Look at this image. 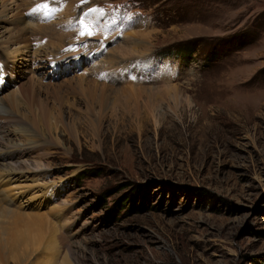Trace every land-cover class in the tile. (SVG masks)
Masks as SVG:
<instances>
[{
    "label": "rangeland",
    "instance_id": "374dc122",
    "mask_svg": "<svg viewBox=\"0 0 264 264\" xmlns=\"http://www.w3.org/2000/svg\"><path fill=\"white\" fill-rule=\"evenodd\" d=\"M0 4L22 18L0 16V42L27 33L0 43V99L40 83L2 103L0 206L22 218L0 226V264H264V0ZM78 80L164 98H119L98 129ZM43 107L48 128L28 119Z\"/></svg>",
    "mask_w": 264,
    "mask_h": 264
},
{
    "label": "bare ground",
    "instance_id": "6f19581e",
    "mask_svg": "<svg viewBox=\"0 0 264 264\" xmlns=\"http://www.w3.org/2000/svg\"><path fill=\"white\" fill-rule=\"evenodd\" d=\"M23 2V1H22ZM3 3V2H2ZM19 3V2H18ZM29 3V2H28ZM7 4H9V3H7ZM6 4V5H7ZM5 4H0V16H2V15H4V13H5V15H6V13H7V16H9V17H6V18H12V17H14L15 19H16V21L17 22H19V20H21L22 21V18L19 16L20 15V13L18 14V13H16V12H18L17 10H16V12H14V7L15 6H13V8H9V5L8 6H6ZM11 6V5H10ZM23 6V5H22ZM12 7V6H11ZM20 7V6H19ZM20 9V8H19ZM68 9V8H67ZM21 11V10H20ZM63 12V11H62ZM3 13V14H2ZM9 20V19H8ZM7 20V21H8ZM10 21V20H9ZM8 21V22H9ZM12 21V20H11ZM17 24V23H16ZM12 25H14V23L12 24ZM21 25V24H20ZM10 26V25H9ZM12 29H13V26H12ZM25 29V28H24ZM22 27H20L19 25H15V29L14 30H9V28H8V30H6L5 29V34H6V37H5V39H4V41H2V42H0L1 43V45H3L2 47L4 48V49H8L10 46H21L22 45V47H25V43H26V32H25V30H24ZM16 49V48H15ZM133 49V48H132ZM132 49H130V50H132ZM7 51V50H6ZM13 51V50H12ZM11 51V52H12ZM10 52V53H11ZM18 52V51H17ZM131 52V51H130ZM132 52H133V50H132ZM13 53V52H12ZM16 53V52H15ZM129 55H130V53H129V51L127 52ZM126 53V54H127ZM134 53V52H133ZM14 54V53H13ZM14 55H16V54H14ZM14 57V56H13ZM79 81V83L78 84H76V86H79L80 87V91L81 92H83L84 93V96H82L81 97V100H83V101H85V103H86V107H87V115H90V116H92V117H95L96 119L95 120H90V119H88V124L90 125V126H95V127H97L98 129H100L101 128V126H102V119L103 118H105V111H107V110H113L114 109V107L116 106V104H118V99L119 98H126V99H124V107H125V110L129 107V105H128V102H131V103H133L134 104V107H133V109H134V111L137 113V111L139 110L138 108H139V104L138 103H140L141 105H146V107H148V108H150V106H151V103L154 105H156L159 101H161L164 97H161L160 99H151V94H153V93H151V91H143V92H139V90H137V92H135V93H131L130 92V89H128V92H127V90L126 91H124V90H112V92L111 91H106L104 88H101V87H97L95 84H93V83H91V82H85L86 80H78ZM30 82V83H29ZM37 83V82H36ZM38 85H40V83H38L37 84V86L35 85V81H33V80H30V81H27V84L25 85H21V87L18 89V91L17 92H14V93H12V94H10L9 96H7L6 98H3V99H0V120L1 121H7V120H10L11 119V117L13 116L12 114L10 115L8 112L9 111H7L6 110V108L5 107H3L2 106V103H7V105H8V107L11 109H13V110H15L16 111V108H18V106H19V104H18V100H19V97L20 96H17V93H19V94H21L23 97L25 96V95H27V93L29 92H31L32 94V96L34 97H32V100H35V99H37L36 97H35V92H34V90H35V88L36 87H38ZM67 85H68V87H69V90H73V89H75L76 90V88H74V86H72V84L71 83H67ZM47 87V86H46ZM48 87H50V86H48ZM121 89V88H120ZM168 89H162L161 91H162V93H165V91H167ZM140 91H141V89H140ZM79 93V92H78ZM107 93H109V95H106ZM122 94H125V96L126 97H122L121 95ZM1 95V94H0ZM59 96V95H58ZM3 97V96H2ZM57 98H60V99H62L63 97H57ZM129 99V100H128ZM141 99V100H140ZM151 99V100H150ZM80 100V101H81ZM62 100H59V104H58V110H56L57 111V114H56V117H55V121L57 122V123H60L62 126H65L66 128H68V131H70L73 135H74V133H75V131H74V129H73V127H71L70 125L71 124H68V122L67 123H64V112H63V110H62V102H61ZM173 101L174 102H176L177 100L176 99H174L173 98ZM65 103H68L69 104V106H71V107H75V105L73 104V102L72 103H70L68 100H66L65 101ZM159 104V103H158ZM6 105V104H5ZM45 106H47V105H45ZM137 106V107H136ZM98 109L96 112H95V109ZM41 111H42V114L44 113L45 115H39V117H34L32 114H30V117L28 118L29 120H30V122L33 124V125H36L37 124V122L38 121H41L42 122V124L44 125V127L45 128H48L49 126H48V118H49V110H48V108H46V107H43L42 109H41ZM68 113V112H67ZM44 116V117H43ZM89 116V117H90ZM91 118V117H90ZM19 119V118H18ZM87 120V119H86ZM11 121V120H10ZM95 122V123H94ZM10 154V153H9ZM10 158V157H9ZM12 158V157H11ZM40 167H41V165H39V166H37V168H36V166H35V171H38V170H40ZM27 170H32V169H30V168H27ZM34 171V170H33ZM5 200V199H4ZM5 205V204H4ZM3 205V206H4ZM19 214H17V213H12V212H10V211H8V210H6V209H4V208H2L1 206H0V226L2 227V224H4L5 223V221L6 220H10V221H12V222H16L17 221V219L18 218H22V217H20V216H18ZM24 215V214H23ZM37 216L35 215V216H32V218H36ZM49 222L47 221V226H46V228H44V225H43V223L42 222H39V221H36V220H30L29 221V223L27 224V227H29V226H31V227H34L35 228V230L38 232V234H39V237L41 236V233H42V231H43V229H45V236H46V234H48V236L50 237V239H49V245H54V243H55V240L53 239V230H52V228L54 229V227L52 226V228H51V226H49ZM30 227V228H31ZM33 228V229H34ZM32 228H31V231H34ZM26 230H27V228H26ZM29 232V234H30V231H28ZM27 232V233H28ZM35 233V232H34ZM28 234V235H29ZM35 234H37V233H35ZM27 235V234H26ZM41 239V237L40 238H38V240L37 239H34V243H36V242H39V240ZM28 242V241H27Z\"/></svg>",
    "mask_w": 264,
    "mask_h": 264
},
{
    "label": "snow or ice",
    "instance_id": "6c2138e0",
    "mask_svg": "<svg viewBox=\"0 0 264 264\" xmlns=\"http://www.w3.org/2000/svg\"><path fill=\"white\" fill-rule=\"evenodd\" d=\"M84 34H86V33L85 32H81V35H84ZM87 34L90 35L91 33L88 32Z\"/></svg>",
    "mask_w": 264,
    "mask_h": 264
},
{
    "label": "trees",
    "instance_id": "16d2710c",
    "mask_svg": "<svg viewBox=\"0 0 264 264\" xmlns=\"http://www.w3.org/2000/svg\"><path fill=\"white\" fill-rule=\"evenodd\" d=\"M122 206V205H121Z\"/></svg>",
    "mask_w": 264,
    "mask_h": 264
}]
</instances>
